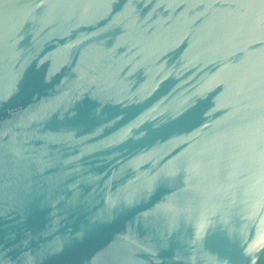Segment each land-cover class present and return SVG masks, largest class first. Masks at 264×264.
Masks as SVG:
<instances>
[{
    "label": "water",
    "instance_id": "95a60500",
    "mask_svg": "<svg viewBox=\"0 0 264 264\" xmlns=\"http://www.w3.org/2000/svg\"><path fill=\"white\" fill-rule=\"evenodd\" d=\"M0 264H264V0H0Z\"/></svg>",
    "mask_w": 264,
    "mask_h": 264
}]
</instances>
